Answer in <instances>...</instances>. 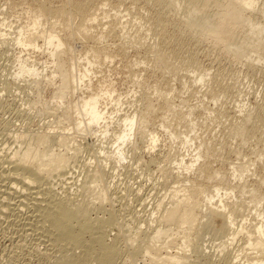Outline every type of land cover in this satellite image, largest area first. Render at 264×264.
<instances>
[{
  "label": "bare ground",
  "instance_id": "obj_1",
  "mask_svg": "<svg viewBox=\"0 0 264 264\" xmlns=\"http://www.w3.org/2000/svg\"><path fill=\"white\" fill-rule=\"evenodd\" d=\"M116 1L117 4L119 1L117 7L115 6L116 2L113 4L111 0H79V2L67 0L63 8L60 6V8L56 6V8H52L53 6H49L51 3L41 0L36 7L27 9V13L30 15L27 23L24 26L22 23L18 24L19 26L16 27L17 35L13 42L25 52L19 53L20 57L16 59L18 66L13 76L15 79L25 82V85L29 83L31 90H34L35 94L38 95V99L34 97L36 100L29 105L33 108L36 106L46 108H43V115L46 110L49 111L48 108L50 107L52 113L49 111L51 114L49 112V114H45L46 120L48 118L45 131L25 132L24 145L21 143L22 141L17 140L18 149L9 156L6 154L4 162L0 163V218L10 216L12 219L13 217L11 221L14 223L9 222V224L15 226L17 239H14L18 244L27 239L33 241V250L37 254L34 255L41 259L55 255L57 251L66 246H73L71 243L76 240L74 231H82L83 229L80 227V229H75L71 225L72 223L70 224V219H79L80 223L81 220L85 222L86 219L83 213L86 209L83 212L80 211L83 205L80 203L82 207L79 209L77 199V197L82 196L83 191L80 194H73L72 192V194L60 195L53 192V183L44 185L42 181L51 176L54 171L71 164L72 160L75 161L80 152L77 139L88 137L98 142L96 159H102V161L97 163L99 166L95 170L91 169L92 167L87 162L89 170L86 169L84 174L90 186L89 189L95 191V195L97 194L101 201L106 198L109 192L105 185H101L105 183V177L108 175L106 169L108 167H111L112 170L122 169L128 159L137 165L144 166L145 164L148 166V163H158L160 171L165 169L168 174L172 175L171 179L173 178L170 182L168 179L159 183V198L153 201L149 217L147 216L148 218L143 221H138L140 227H136L137 229L134 231L129 227H118L117 231L124 237V241L122 240L123 245L120 246L122 250H119V261H110L111 264H127V260L135 255L140 256L141 259L136 258L137 262L134 264H205L207 251L204 250L206 254L199 251L204 260L199 258L200 256L187 255L193 251L191 248L189 249L187 238L191 243H194L203 227L220 233L221 240L218 241L217 247L223 257L225 255L223 252L228 246L241 243L243 245L242 250L238 247L239 250L237 249L230 261L225 259L221 264H264V142L263 150H260L261 148L256 149L255 158H251L254 160L249 159L248 155L242 152L243 147L248 143V139L243 136L247 130L246 124L251 122L254 111L257 113L255 121L264 122V105L248 107L243 102L235 104L240 114L245 112L244 109L249 112H246L245 119L239 122L237 120V123L231 122L234 124H231L230 133L232 136L240 138V146L234 150L236 160L228 162L229 168L225 172L222 169H214L208 162V154H210L208 150L213 154L216 149L210 141H203L202 138L204 137L199 132L197 133L200 128L196 123L198 120L195 117V109L199 107L185 105L184 101H180L179 105L170 103L172 102L170 96L173 97V93H175L171 86L168 90H163L156 85L152 86L150 89L156 98L155 101L162 100L165 102L166 107L163 108L164 112L160 116L158 128L165 133L167 144L165 143L164 146L168 148V155H165L167 152L164 154L163 150L161 152L162 155H165L163 159L160 158L157 161L152 158V155L157 157L158 153L161 154L156 150L160 145V136L153 130L154 128L151 129V126H154L152 125V116L157 109L161 108H157L158 106L154 104L153 99L147 97L143 110L133 109L129 113L127 111L122 113V101L115 99V90L101 83H98L97 87L93 86L92 79L94 78L93 69L95 66L102 62H112L117 58L115 55L117 52H119L118 56L126 59L124 55L127 50L123 47L125 43L122 40L125 36L119 38L113 33H116L115 30L119 26V32H117L127 34L125 25L128 24V19L123 21L125 16L121 15L122 12L119 9L125 1ZM135 2L149 4L146 5L148 7L146 17L142 18L143 15L138 12L139 9L137 10L138 13L135 12V14L137 13L138 18L140 17L139 20L146 21L139 23L140 29L146 27L149 33L159 37L156 44L167 45L173 40V34L176 40H181V36L189 35L197 43L209 39L207 42L212 47L221 48L225 56L227 54L228 57L239 62L244 59L242 61L249 69L261 71V67H258L260 64L256 66V63L262 62L261 57L264 58V54L257 55L259 58L254 59L251 56L252 50L248 46H244V44L254 40L252 38L254 33L251 34L250 30L242 25L243 21L236 23L239 20L238 12H242L241 9L246 6L243 0H228L226 3L224 0H135ZM111 4L115 7L114 13L111 16H106V20H110L108 17H111L112 21L107 23V27L104 26L103 31L96 34L95 30L92 29L95 26H100L98 24L100 22L99 16H105V8L113 7ZM251 7L250 5L247 9H251ZM262 8H264V3ZM126 10L125 14L128 17L131 13ZM133 10L135 11L134 8ZM181 13L184 14L183 20L179 17ZM222 16H231L232 22L226 21L225 17ZM245 19L255 24L252 19ZM1 21L0 27L2 29L5 27L6 20ZM220 22L224 24L221 26ZM205 23H208V26L204 27ZM252 24L250 26L255 32L256 28ZM73 25L74 29H70ZM6 28L9 30L11 27L9 25ZM62 31L67 32V40L61 34ZM258 31L257 35L260 38L256 39L255 42L259 46L261 45L264 50V24L263 27L258 28ZM0 33V37L6 36L4 32ZM111 33L114 37L119 38L117 39L119 42L121 39V43H123L115 53L108 50L109 48L103 47L102 44L105 37L111 38ZM113 36L112 38L115 39ZM74 39L83 43L81 49L77 47L80 43L77 42L76 45L69 42H74ZM38 40L41 41L38 43ZM132 44L137 47L143 45L136 37L132 38L130 45L133 46ZM156 44L150 46L146 44L145 48L143 45L144 56L155 52L154 61L156 64L165 67L167 72L164 73L166 75L173 74L163 65L164 55L159 53V50H155ZM83 47L86 49L80 53L81 55L78 54V58L80 56L82 58L80 60L73 58L72 54H76V50L82 51ZM112 47L114 46L112 45ZM29 49L39 52L44 60L37 63L36 58L30 61L31 56L23 58L21 54H25ZM166 50L175 57L181 55V51L178 49L166 48ZM187 60L192 64L193 70L197 68L196 59L193 56H188ZM135 62V60L131 61V63ZM262 63L264 64V62ZM189 68L191 67L189 66ZM132 76L135 79V84L140 86L143 79L136 74ZM192 76L195 78V83L199 85L207 84V79L210 78L209 74H200L196 77V72ZM46 86L52 88V94L49 102L44 103L40 98L43 88ZM229 89L231 88L229 87ZM223 90L224 93H227L226 91L232 93V90ZM216 100L212 96L213 104L216 103ZM131 106L134 107L135 105ZM225 113L220 117L224 115L226 118ZM212 115L213 113L209 112L204 120L200 119L203 126H206L205 122L208 119L210 121ZM174 118L179 119V122L186 123V128L179 125L177 128H173L171 120L173 121ZM87 139L85 138V140ZM53 140H57L60 150H54L53 144L51 145ZM91 140L89 143L92 146L93 140ZM137 140L144 142L142 146L147 149L146 152L149 155L147 163L136 161L132 155L129 156L128 154L127 150H131L133 145L136 146ZM105 143L109 146L105 145L104 148L102 145ZM41 146L42 148H40ZM143 147L141 148L144 149ZM162 155L158 156L162 157ZM89 161L92 163L91 160ZM130 161L128 163L132 165ZM111 164L113 165L111 166ZM85 166L87 167V164ZM148 169L145 172L148 173L150 170ZM195 176L198 177V182L191 178ZM200 180H203L205 185L200 184L202 182ZM48 185H51L52 188ZM140 190L141 187H138L134 192L139 194ZM134 192L133 194L137 196ZM20 214L23 216L21 217ZM130 220L135 222L137 219L130 218ZM6 221L8 222V220ZM142 232L149 233L146 240L141 237ZM173 232L176 234L174 235ZM118 238H116L117 241ZM137 248L138 251L136 252ZM245 248L251 251L255 257L251 259L241 257V252ZM14 249L16 248L14 247ZM171 249H175V252L172 251L174 254L171 253ZM14 253L7 255L12 262L16 261L19 255Z\"/></svg>",
  "mask_w": 264,
  "mask_h": 264
},
{
  "label": "rangeland",
  "instance_id": "obj_2",
  "mask_svg": "<svg viewBox=\"0 0 264 264\" xmlns=\"http://www.w3.org/2000/svg\"><path fill=\"white\" fill-rule=\"evenodd\" d=\"M40 1L0 0V24L2 22L1 20H6L4 23L5 27L2 29L0 27V30H3L0 32L2 33L4 32V34H6L4 38L0 37V158H1L0 163H2V161L4 162L5 156L11 155L13 151H16L18 149L17 148L18 144L16 142L17 140L22 141L21 143H23L24 145L25 132L45 131L46 129L45 125L46 122L48 121V118L46 120L45 114L46 113L49 114L52 111V109L50 111V107H49L48 109L50 112L46 110L45 111L46 113H44L43 115V111L46 108L42 106H36V108H33L31 105H29V103L38 99V95L35 94L34 90H31L29 83L25 85V82L19 81L20 79H15V77L13 76L18 66V64L16 63V59L20 57L19 54L20 52H25L22 51L21 47L16 46V44L13 42L14 38L17 35L16 27L19 26L18 24L22 23V26H24L25 23H27L30 16L27 13V9L29 7H33V8L36 7L40 3ZM44 1L46 2L48 1L49 3H51L49 4V6L50 7L53 6L52 8H54L55 6L57 8L60 7L63 8L64 5L67 3V0H44ZM77 1L79 2V0ZM124 1L125 3L124 4L122 3V7L120 6L121 8L119 7V9L122 12L121 15L125 16L124 17L125 19L123 21L128 19V24L125 25L126 26L125 32L127 34L118 33L119 26L115 30L118 35L115 32L113 33L114 36H118L119 38L125 36L124 38H122V40H124L125 44L127 43L126 44L127 46L125 47V44L123 45V43H121V39L119 42L117 40L119 38L114 37L113 33H111V35L115 39H113L112 36H111L112 39L109 37H105L104 40L106 41L103 40L102 44L103 47L109 48L108 50H110L111 52L113 51L114 53L116 52V50H118V48L120 49L121 45H123L125 50L128 51V52L126 51L127 53L125 52L124 55L126 56V59L125 57L123 59L120 56H118L119 52H117V54H115L117 58L114 59L112 62H102L100 65L95 66L93 69V77H94L92 79L93 86L97 87L98 83H101L103 85L110 86L113 90H115L116 91V94H114L115 99H119V100L121 99L122 101V110H123L122 113L126 111L129 113L133 109L137 111L143 110L144 104L147 101V99L152 98L154 104L158 106L157 108H161V109H157V111L155 112L156 114L155 113L153 114L152 125L154 126H151V129L154 128L153 130H155L160 136V143H159L160 145L158 146L159 149L157 148L156 150H158V152L160 153L163 150L164 154L165 152L168 151V148L164 146L165 143L167 144V141H165L166 136L165 133L158 128V126H159V119L161 118L160 116L164 112L163 108H165L166 106H165V102H163L162 100L155 101L156 98L153 96L150 87L156 85L163 90H168V88L171 86L172 88L171 87L170 88L173 89V92L175 91V93H173V97L170 96V100L172 101L170 102L169 100L170 103L179 105L180 101H184L185 105L199 107L195 109V117L196 120H198V122L196 123L198 124V128H200L198 129L197 133L199 132L201 136L204 137L202 138L203 141H210V143L216 149V152H214L215 154L214 153L212 154L211 151L208 150V152H210V154H208L209 155L208 162L211 163L214 169H222L225 172H227L229 168L228 162L236 160V154L234 150H236V148L240 146V138H236L235 136H232L230 133V130L232 129L231 124L237 123L236 122L237 120L239 122L245 119L244 116L247 115L246 112H249L244 109L243 111L245 112H242V114H240L236 109L237 103L243 102L248 107L264 105V64L262 63L264 62V58L261 57L262 58L261 63L260 62L256 63V66H258V64L261 65L258 66L261 67V71L258 72L259 70L254 71L252 69H249V67L246 65L248 67L247 68L244 65L245 64L244 61H242L244 59L240 60L242 64H239L240 62L238 60L228 57L227 54L225 56L221 48L212 47L210 43L207 42L209 39L205 40L204 42L197 43L193 39H191L189 35L181 36L182 37L181 40H176V37L173 34V40L171 42H168L167 45L163 46L162 44L159 43L156 44V42H158L157 38L159 37L154 36L153 33H149L146 27L140 29L139 23H145L146 21L139 20L140 17L138 18L137 16V13L140 12V14L143 15L142 18H144V16L146 17L148 15V7L146 5L149 4L146 3L142 4V2L136 3L135 0L133 1L134 4L132 3V0H124ZM227 1L228 0H224L225 3ZM243 1L245 2L246 6L244 9H241L242 12L240 11L238 12L239 20L236 21V23H240L241 21H243L242 25L247 30H250L251 34L254 33V35L252 36L254 40L244 44V46L246 45L249 47L250 50H252L251 53L252 58L258 59L259 57L257 55L261 56L264 54V50L261 48L262 46L261 45L259 46L257 42H255L256 39L260 38L257 35L259 32L258 28L263 27L264 24V16H262V14H264V8H262L264 0H243ZM112 2L113 4L116 2L115 3L116 7L119 6V1L118 4L116 0H111V3ZM113 4H111V6H113ZM250 5L252 6L251 9H247L248 6ZM133 8L135 9V11L133 10ZM114 9H115L114 6L106 7L105 8L106 15L99 16L100 22L98 24H100V26L99 27L95 26L92 29L95 30L96 34L103 31L104 26L107 27V23L112 21L111 17H108L110 18V20H106V16L113 15ZM125 9L130 11L131 13L130 16L126 17ZM138 9L139 11L137 12ZM135 12L137 13L135 14ZM183 15L184 14L182 13L179 15L181 20L184 19ZM196 18H198V16ZM245 18L252 19L255 22V24L248 22L247 19ZM224 19L228 22H232L231 16H227ZM102 20H104V22H102ZM219 24L222 26L224 23L220 22ZM250 24H252V26L256 28L255 32L253 31V28L250 26ZM9 25L11 28L8 30L6 26ZM206 26H208V23H205L204 27ZM70 29H74V25L71 26ZM175 30L178 31V29ZM61 34L64 35V38L66 40L68 39L66 31H62ZM133 37H136V39L140 40V43H143L144 46L143 45L142 46L144 48L147 46L146 44H149L150 46L155 43L157 45L155 47V50L156 51L159 50L158 52L164 55L163 65H165L169 71L173 72V74L166 75L164 73L167 72L165 67L156 64V62L154 61L156 55L155 52L145 54L144 56V52H143L144 49L142 48V46L137 47L133 44H132L133 46H131L130 43H132ZM40 41L41 40H38V43ZM69 42L76 45L80 43L78 44L79 46H77L78 49H81L83 46V43L75 39L74 42L72 41ZM112 45L114 47H112ZM110 48L111 49L115 48V49L111 50ZM166 48L178 49L181 51V55L179 57L177 56L175 57V55H172L170 51L166 50ZM85 49L86 47H83L82 51L76 50V54H72V57L78 58V54L82 53ZM21 55L23 58H26V56L28 57L31 56L30 61L36 58L35 60L37 61V63L42 62V60H44L43 56L39 52H35L30 49L28 50V52ZM188 56H193L196 59V66H197L196 69L193 70L192 64L187 60ZM80 58L82 57L80 56ZM80 58H78V60H80ZM231 59L234 60L236 63ZM134 60L137 63L136 62L131 63V61L133 62ZM126 62L128 64L130 63L131 65L133 64L132 67L131 65L129 66ZM127 65L128 67H126ZM189 66L191 68H189ZM176 68L177 70H175ZM130 69L132 71H129ZM194 72H196V77L200 74H205V75L209 74L210 78L207 79V84L205 83V85H199L195 83V78L194 76H192ZM134 74H136V76L141 77L143 79L140 86L135 84V79H133L132 76ZM164 74L166 77L164 76ZM173 75H175L176 77H174ZM219 85L221 88L219 87ZM229 87L231 89H229ZM223 89L232 90V93L230 91H229L230 93L226 91L228 94L224 93L225 91ZM51 94H52V88L48 86L44 87L40 100L44 103L49 102ZM212 96L217 99L216 103L214 104L213 101H211ZM133 104L135 105L134 107L131 106ZM223 110L225 111L221 113ZM209 112L211 114L213 113V115L210 116V121L208 119V121L205 122L206 126H203L202 122H200V119L204 120V117H206L207 113ZM224 113L227 115L226 118L224 117V115L220 117ZM256 114H257L256 111H254L251 116L252 119L251 122L246 124L247 130L246 132H244L243 136L248 139V143L243 147V149L239 148L240 150L242 149V152L245 155H248L247 157H249V159L255 158V152L260 148H261L260 150H263L264 122L259 123L258 121H255ZM228 122L230 123L231 126L229 125ZM171 123H173L172 124L173 128H177L178 125L181 126L182 128H186V123L182 121L179 122V119L177 118H174L173 121L171 120ZM85 138L87 139L88 137ZM85 138L77 139V142L79 143L76 144L79 146L81 153L79 152L77 159L75 160L76 162L72 160L71 164L54 171L51 176L44 178L42 181L44 185L50 184V182L51 184L53 183L52 185L54 188H52L51 185L48 186L52 188L53 192H56L60 195L67 193L72 194V192L73 194L74 193L80 194V192L82 191L84 192V194L82 192V196L77 197V199L79 202L78 208L80 209L83 205L80 211L82 210L81 212H83V210L86 209L83 212L85 214V215L83 214L84 218H86L85 222L84 220H81L80 223L79 219L77 220L70 219L71 220L70 224L72 223L71 225H73L75 229H78L79 227L83 229L82 231H76V230L74 231L76 240H74V242L71 243L73 244V246L72 245H69V247L66 246L63 249L57 251L55 255L53 254L46 259H41L34 255L36 253L33 250V246H32L33 241L31 242L30 239H27L26 241L23 240V243H21L22 245L20 243L19 244L17 243V241L14 239L16 238L15 236H17L15 234V226L9 224V222L11 223L13 222L11 221L13 220V217L11 219L10 216H4L5 218L4 217H1L3 219L0 218L1 220L0 221V264H12V263L13 264H101V263L108 264V261L109 264H111L110 261L111 262L119 261L118 255L122 250L121 249L122 247L120 246L123 245V241H124V237H122L117 231L118 227L121 226L129 227L134 231L141 226V225L139 226L140 223L138 224V221L140 220L143 221L144 219H147L149 217L152 204L154 203L153 201L157 200L160 195L159 183H161L162 180L166 181L168 179H169L168 182H170L173 179V178L171 179L172 175L168 174V171H166L165 169L163 171H160V169L158 168L159 167L158 163L155 162L151 163L153 164L152 166L150 163H148V166H146L145 164L146 166L145 167L144 165H137L136 163L128 159L127 162L124 163L122 169L116 168L114 169L115 171L112 170L111 167H108L106 169L108 175L107 177H105V183L101 185L103 186L105 185V187L109 189V192L106 198L101 201L100 199H98V195L97 194H96L97 196L95 195L96 192L92 191V189H89L90 186L87 183L86 181L87 179L85 178V174H84L85 173L84 171L89 170L88 168L89 166L92 167V168L90 167L91 169L95 170L99 166L97 163L99 161H102V159H96V157L98 156L96 154L98 152L97 151L98 142H96L95 139H94L95 141L92 139L93 144L91 146L89 143L91 138H88L87 140H85ZM143 143L142 141L137 140L136 141L137 145L136 146L133 145L132 149L127 151L129 156L132 155V157H134V160L141 161L142 163L144 162L147 163V161H149L148 159L149 155L146 152L147 149L142 146ZM52 144L54 150H60L57 145L58 144L57 140H53L51 145ZM105 145L107 146L108 144L105 143L102 146H104L105 148L106 147ZM140 146L143 147L144 149H142ZM136 147L140 151L136 150L137 149ZM40 148H42V146ZM161 148H164L165 150ZM158 152L156 151L155 153L157 154ZM158 155H162V153L161 154L158 153ZM158 155L157 157L156 156L154 157L153 155L151 157L155 158L158 161L160 160V158L163 159L165 155H168V152L165 155H162V157ZM94 159L96 160L94 161ZM89 160H91L92 163H90ZM128 161L132 162L131 163L132 165H129L130 163H128ZM87 162H89V166ZM84 163L87 164V167L85 166L86 164L84 165ZM112 165L113 164H111V166ZM144 167L145 168L150 167L149 168L150 170L147 168L150 172L149 171L148 173L145 172L147 171V169L145 170ZM191 178L196 179L198 182V177L195 176ZM200 181H202L200 184L205 185L204 184L205 182L203 183V180ZM138 187H141V190L139 191L141 194L139 192H138L139 194H137V192H134ZM133 192L137 196H135ZM20 215L21 217L23 216L22 214ZM130 218L137 220L133 222L132 220H130ZM6 220H8V222ZM81 225L83 226L81 227ZM87 227L89 228L87 229ZM142 228L145 229V227ZM148 234L149 233L142 232V235L144 236L141 235V237H143V239L146 240L148 238L147 237ZM173 234L175 235L176 232H173ZM219 234L220 233L218 232L203 227L194 243H191V241L188 240L187 238L189 249L191 248L193 250L191 251V253H187V255L190 254V256L192 257H196V256L199 257L200 256L199 251H203V253H205L204 252L205 250L207 251L206 252L207 257H205L206 260H204V258H202L201 256L199 257L204 260L205 264H221V262H223L225 259L227 261H230L233 255L236 253L238 247L240 250H242L243 245L241 243L239 245L234 244L228 246V248L226 249L227 251L224 250L223 252V254H225L223 257L220 254L219 248L217 247L218 241L221 240L220 239L221 235ZM117 237H119L118 241L116 239ZM14 247L16 249H14ZM39 250L42 249L39 248ZM137 251L138 248L136 249V252ZM170 251L172 254H174L173 252H175V249H171ZM14 252L16 254H19L18 255L19 257L17 256L18 260L16 259V261L12 262L10 261V259H8L9 257H7V255L8 254L10 255ZM241 257L251 259L254 258L255 255H252L251 251L245 248L244 251L241 252ZM131 258L127 260V264L136 263L137 262L136 258H138V260L141 259L140 256L137 257L136 255Z\"/></svg>",
  "mask_w": 264,
  "mask_h": 264
}]
</instances>
